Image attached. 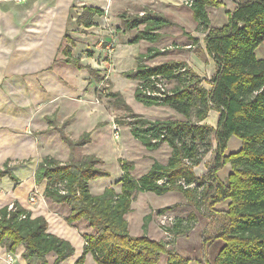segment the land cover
<instances>
[{
	"label": "trees",
	"instance_id": "16d2710c",
	"mask_svg": "<svg viewBox=\"0 0 264 264\" xmlns=\"http://www.w3.org/2000/svg\"><path fill=\"white\" fill-rule=\"evenodd\" d=\"M219 4L217 0H192L189 6L197 28L206 31L205 51L215 61V72L209 78L200 77L184 61L147 63V59L163 54L154 46H148L136 56L134 69L122 73L136 82L134 96L138 102L146 106L166 105L183 117L151 120L129 112L130 133L146 149L154 150L163 142L168 144L170 154L165 163L153 159L145 173L134 177L132 161L120 159L119 189L106 186L102 192L93 194L88 181L107 175L98 167L102 163L99 158L88 154L79 161L71 156L68 162H61L45 156L37 162L34 180L38 184L45 181L43 196L70 208L65 217L68 223L84 220L92 230L81 233L83 251L72 264H85L87 253H91L97 264H155L161 255H165L166 264H188V257L168 247L169 240H155L146 234L149 216L142 224L140 235L130 234L125 218L135 193L148 191L162 195L173 190L194 197L200 208H212L228 200L227 208L220 211L224 223L215 235L223 244L212 264H264V59L255 56V49L264 40V0H238L227 13L228 22L222 27H211L206 7ZM101 14V8L83 6L77 22L90 25L91 18ZM121 17L125 28L136 29L131 43L140 40L156 43L163 36L160 29L174 24L165 16L147 10L142 15ZM186 36L192 44L198 42L189 32ZM63 51L69 56L71 49L64 47ZM65 60L83 67L77 58ZM86 68L93 72L89 66ZM156 75L172 84L169 94L143 93V87ZM204 82L209 86H204ZM211 109L219 113L215 127L203 121ZM61 133L72 153L76 145L89 141V133L82 134L77 142ZM233 136L240 139V148L226 154ZM212 139L216 165L211 173L197 177L193 168L211 149ZM223 164L231 168L226 183L217 181L212 174ZM8 168V163H4L0 177L7 175L15 180ZM62 189L65 193H61ZM14 204L16 209L9 213L5 205L0 207V246L8 253L23 246L26 264H49L47 256L51 253L52 264H59L73 254L75 248L69 240L48 231L44 216L32 215L23 205ZM173 208L174 205H168L157 212ZM187 220L175 221L170 229L173 237L179 234L180 224L185 228L193 226Z\"/></svg>",
	"mask_w": 264,
	"mask_h": 264
},
{
	"label": "crops",
	"instance_id": "0c3cea01",
	"mask_svg": "<svg viewBox=\"0 0 264 264\" xmlns=\"http://www.w3.org/2000/svg\"><path fill=\"white\" fill-rule=\"evenodd\" d=\"M184 1L0 0V168H3L6 162L8 164L11 163L8 169L15 171V176L19 180H22L18 184H13L12 182L15 183V181L7 175L0 177V207L11 201L24 206L22 202L23 191L28 190L31 184L33 185L35 182V180L32 183L29 182L31 176L34 175L33 173L30 176L28 174L31 171H35L37 162L42 158L40 153H48V149H50L49 142L48 140L46 141V135L51 132V129L45 117L43 118V115L37 114L42 106L35 108L32 102L29 103L28 98H26V102H21L18 99L16 100V98L15 100L10 98L11 101H9L7 96L16 94L18 97L21 96V93L18 92L25 86L33 97L35 93L38 96V90H42L43 94H46L47 98H44V95H42L37 99L36 106L40 105L38 100L47 102L49 99L48 95H50L48 94V90L51 87V83L46 82L50 80L49 76H52L54 79H56V76H59L58 80H62V83H58V88L62 90L73 91L76 89L75 84L71 83V79L75 75V69H72L74 66H67L69 63L67 61L65 62V58L68 55L64 53V47L70 46L71 51L69 56L78 57L79 62L87 64L91 63L92 60V64L96 63L95 59L99 48L102 49L103 53L106 50L102 47L104 42L114 38L118 40V32L136 31V29H127L123 26L121 15H142L147 10L161 14L174 23L160 29V32L163 34L161 39L165 37L172 39L178 38L176 31H169V34L163 31L168 26L178 27L181 29V33H183L182 30L184 29L191 36L198 39L196 44H192V41L186 35H179L183 41L185 39L182 47L186 49L180 53L172 54L169 57L171 60L184 61L200 77H206V75L210 77L215 72V61L205 51L204 37L206 31L197 28V23L192 18V12ZM217 1L220 3L218 6L206 7L211 27H222L225 25L228 22L227 13L235 8L238 0ZM83 6L101 8L103 9V14L94 15L90 20V25L79 23L77 22V17L81 14ZM141 28L142 25L139 26V29ZM158 42L149 43L140 40L136 43L128 41L126 44H118L119 46L114 54V63L119 72L134 69L136 66V56L145 52L148 46L158 48ZM255 56L257 59H264V40L255 49ZM52 62L55 63L51 69L50 65ZM83 71L86 74V70L84 69ZM66 73L69 75L67 76L68 78L65 76ZM4 81H7L5 89H8V95L5 94L7 96L4 97L5 100H3V91L1 89ZM132 81L134 82V80ZM18 83L21 84V88H18ZM135 84L136 82L134 83V87ZM160 106L172 109L166 105ZM47 107L48 105L41 109V111H45ZM49 112L50 114L47 115L53 113L52 110ZM174 112L177 113L176 111ZM212 112L216 113L214 123H217L219 113L213 109L208 112V116L203 120L210 125L213 124L209 119ZM88 113H92L91 109L88 110ZM177 114L180 117H175L176 119H183L181 114ZM58 118L60 121H63L67 117L62 116ZM136 142H138L140 147L148 151L138 140ZM162 144L168 146L165 142ZM86 146L87 143L83 145V148H86ZM168 148L170 147L168 146ZM83 154L87 155L86 153ZM151 164L152 162L148 164L144 173L149 169ZM23 171L24 174L21 176L18 175ZM24 183L25 185H23ZM48 202L53 203L52 205L50 204L51 210L47 209L49 207H46V205H41L42 209L40 211H33L32 208L29 209L32 215L44 216L48 223L49 232L67 239L72 243L75 247L74 253H76L72 259L73 263L83 251L84 239L75 226L65 221L63 216L66 213L62 211L63 205L65 204L54 203L49 200ZM130 212L131 210L125 214L129 232L128 214ZM145 216H142V219ZM142 219L138 232L134 234L130 232L132 235H140L143 233ZM152 221L150 218L147 222L146 234L152 239L161 240V237L157 238L153 236L156 231L152 232V229H150L153 223L149 222ZM85 231H87V228ZM187 240L188 238H177L175 249L177 248L179 251V247L187 244ZM23 250L24 247L19 246L13 254V257L11 253L6 252L4 247L0 246V264H9V259L11 264L12 262H15V264H26L25 259L22 257ZM180 253L182 254V252ZM48 256L54 260V254L51 253ZM87 258L88 260L90 258L91 264H97L93 261L91 253L86 254L85 262ZM162 258H164V261L165 255H161L159 261L155 264H159ZM189 259L188 264H201L195 257H189ZM59 264H62V262ZM164 264H166L165 261Z\"/></svg>",
	"mask_w": 264,
	"mask_h": 264
},
{
	"label": "rangeland",
	"instance_id": "374dc122",
	"mask_svg": "<svg viewBox=\"0 0 264 264\" xmlns=\"http://www.w3.org/2000/svg\"><path fill=\"white\" fill-rule=\"evenodd\" d=\"M163 31H166L167 34H169V31H176L178 38L172 39L170 37H165L161 39L157 44L159 51H162L163 54H158L147 59L146 62L149 64L169 60V57L172 54L180 53L186 49L182 47L185 39L183 41L180 36H185L187 31L183 29L182 31H185V33H181V29L174 26L165 27ZM135 32V30L132 32H118V40H115L114 36V39L104 42L102 47L106 50H103V53L102 49L99 48L95 59L96 63L92 64V60L91 63L87 64L80 62L83 67H77L71 62H67L69 63L67 66H74L72 69H75V75L71 79V83L75 84L76 89L73 91L62 90L58 88V83H62V80H58L59 76H56V79L49 76L50 80L46 81L47 83H51V87L48 90V94H50L48 95L49 99L47 102L38 100L40 102V105L38 106H36L38 98L42 95H44V98H47L42 90H38V96L35 93V96L33 97L31 92L24 86V88L18 92L21 93V96L18 97L17 94L9 96L7 93L8 89H5L7 81H4L1 85L3 100H5L4 97L8 95L7 98H9V101H11V99L15 100L16 98V100L18 99L21 102H26V98H28L29 103L32 102L35 108L42 106L41 109H43L48 105V107L45 108V111H41L40 109L37 113L38 115H43V118L45 117L48 121V126L51 129V132L46 135V141L48 140L50 145L48 153H51H40L42 158L50 156L61 162H68L72 156L79 161L84 157L85 154L83 153H86L87 155H93L101 160L102 163L99 164L98 167L103 171H106L107 175L98 176L88 181L89 190L94 194L100 193V191L102 192L103 188L106 186H114L116 189L119 188L117 181L122 175L120 159L132 161L133 168L131 173L134 177H138L144 173L148 164L152 162L153 159L165 163L170 153V148L165 144L160 145L156 150L151 151L147 149L148 151H146L143 147H140L138 142H136L137 140L131 136L129 131L128 121L131 119V114L129 113L131 111L151 120L167 118L174 119L179 116L172 109L160 105L149 107L138 102L134 96L135 81L133 82L132 79L123 76V72H119L117 69V66L114 63L116 49L119 45L126 44L130 41ZM68 57L77 58L79 60L78 57ZM54 63L55 62L51 63V69ZM86 66H89L93 72L88 70ZM84 69L86 70V74L85 71H83ZM65 76L68 78L67 76L69 75L66 73ZM208 77L209 76L206 75V78ZM203 85L206 87L209 86L205 82ZM170 86L171 83H168L167 87ZM18 88H21L20 83H18ZM5 94L7 95L5 96ZM89 109H91L92 112L90 114L88 113ZM50 110H52L53 113L47 115L50 114ZM62 116H66L67 118L60 121L58 117ZM209 119L213 123L211 126L215 127L216 123H214V121L216 119V113L212 112ZM54 126L59 127L61 130L55 129ZM114 127L117 128V138L114 136ZM61 132H64L76 142L81 139L82 134L89 133V143L86 142V148H83V145H76L72 153L69 145L62 139ZM214 144L215 142L212 139L211 149L203 155L201 162L193 168L197 177H202L209 172L211 173L210 170L216 165ZM240 145L241 141L239 138L235 136L231 137L228 141L225 153L228 154L237 151L240 148ZM9 165H11V163L8 164V167ZM11 173L15 176V171H11ZM32 173L34 175V171H31L28 175L30 176ZM230 173L231 168L229 164H223L218 170L212 172L213 176L216 177V180L223 183H226V179ZM22 174H24V171L18 175L21 176ZM12 180L15 181V183L12 182L13 184H18L22 181L17 177L15 180ZM32 181L34 182V176H31L29 179V182L32 183ZM23 185H25V183ZM33 185L31 184V187L28 190L23 191L22 202L24 207L27 209L32 208L33 211H40L42 209L41 205H46V207H49L47 209L51 210V205L53 203H49L48 199L42 195L45 181L40 184L34 182ZM33 192L36 195V202L31 204L28 199ZM227 204L228 200H225L214 204L212 208H200L197 206L198 204H196L194 197H187L179 190L169 191L163 195H157L148 191L137 192L131 202V212L128 214L129 229L132 234L137 233L140 228L139 226L142 216L146 215L142 219V222H144L145 218L149 216L147 222L150 218L153 220L149 223H153V225L151 224L150 226V229H152L151 231H156L153 234L154 237H161V240L165 241L169 240L168 247L174 249L177 238H188L187 244L181 245L179 251L177 248L175 250L179 253L182 252V255L185 257H195L199 261L204 260L212 264L218 249L223 244V241L215 237V235L219 231V225L224 223L220 211L226 209ZM168 205H174V208L165 211L167 214L173 215L177 221L179 220V222L180 220L185 221L188 219L187 221H190L193 224V226L189 228H185L184 225L180 224L179 234H176L177 236L175 237L171 236L169 239L160 230L159 215L162 213L157 212V209L160 208V206L164 207ZM63 206L62 211L63 213H66V215L63 216L65 219L69 214L68 212L70 211V208L67 205ZM73 226L77 228L80 234L83 233L86 228L87 232H92L91 228L87 226L86 221L84 220L76 222ZM170 239L172 240L170 241ZM15 252L11 253L13 257ZM74 252L71 256L62 261V264H71L72 259L76 255ZM163 259L164 258L160 260L159 264H164V261L166 262V260L163 261ZM47 260L49 264H52V257L47 256ZM90 262V258L89 260L87 258L85 264H91ZM9 264H11L10 259ZM12 264H15V262H12Z\"/></svg>",
	"mask_w": 264,
	"mask_h": 264
},
{
	"label": "built area",
	"instance_id": "2783aa9c",
	"mask_svg": "<svg viewBox=\"0 0 264 264\" xmlns=\"http://www.w3.org/2000/svg\"><path fill=\"white\" fill-rule=\"evenodd\" d=\"M184 3L188 6H190L192 4V0H185ZM167 82L166 80L161 77L160 75H156V76H152L151 77V81H149L148 85L143 87V93H145L146 95L149 96H162L165 94H169V87H167ZM115 130V138L118 137V133H117V128L114 127ZM181 183L183 184V182L181 181ZM185 188L187 187V185H183ZM192 186V185H189ZM61 193H65V190H60ZM29 202L31 204H34L36 202V195L33 193H31V195L29 196ZM7 208V212L9 213L10 211H14L16 209V206L14 204L13 201L7 203L6 205ZM1 216V214H0ZM24 215H22L23 217ZM175 217L173 215H169L167 214V212H163L162 214L159 215V226H160V230L162 231V233L169 239L172 235L170 229L173 227V225L175 224Z\"/></svg>",
	"mask_w": 264,
	"mask_h": 264
}]
</instances>
